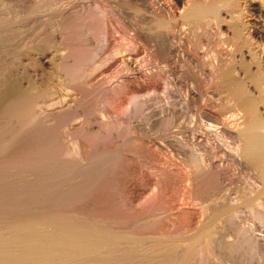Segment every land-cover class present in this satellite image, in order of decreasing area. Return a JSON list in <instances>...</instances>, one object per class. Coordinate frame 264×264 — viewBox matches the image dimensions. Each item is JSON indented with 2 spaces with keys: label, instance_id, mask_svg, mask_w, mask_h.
Returning <instances> with one entry per match:
<instances>
[{
  "label": "rangeland",
  "instance_id": "obj_1",
  "mask_svg": "<svg viewBox=\"0 0 264 264\" xmlns=\"http://www.w3.org/2000/svg\"><path fill=\"white\" fill-rule=\"evenodd\" d=\"M157 2L172 12L179 6L176 0H0V254L19 255L16 239L33 236L25 252L33 255L48 248L54 232L56 238L74 231L90 236L81 234L87 243L111 241L41 264H144L149 243L173 242L177 258L188 213L173 211L183 201L179 182L190 164L172 142L219 116L221 93L208 75L227 65L238 79L249 62L263 70L264 0H218L209 24L180 30L168 22L155 28L154 18H166ZM124 82L144 88L131 97ZM233 178L232 192L240 187ZM215 182L210 188L218 195ZM245 216L237 223L251 222L252 236L264 237V219ZM234 231V223L224 224L214 245L180 264H264V251L235 242Z\"/></svg>",
  "mask_w": 264,
  "mask_h": 264
},
{
  "label": "bare ground",
  "instance_id": "obj_2",
  "mask_svg": "<svg viewBox=\"0 0 264 264\" xmlns=\"http://www.w3.org/2000/svg\"><path fill=\"white\" fill-rule=\"evenodd\" d=\"M176 1L179 3L177 4L179 6L177 8H174L173 12L169 10L168 6H165L163 3L160 4L157 2L158 8H161L165 11L164 15L166 16V18H164V21L159 18H154L153 24L155 25V28H161V29L163 28L164 30L166 27L168 28V26L166 25L168 22V24L170 23V25L173 28L176 27L178 30H180L181 27L186 25L187 23L190 26L192 25L197 26L201 23L207 25L209 24L208 22L212 21L216 17L215 6L218 0H206V1L192 0L190 3L189 1H187L189 4L184 3L186 0L185 1L176 0ZM143 5L144 8L147 6L144 3ZM101 35H102L101 37L104 39L105 37L104 33ZM177 54L178 53H176V55ZM174 56L175 55H173V57ZM175 60L176 58H173L174 63L176 62ZM256 65L257 64L250 65L249 62V66L247 67L248 69L245 68L246 69L244 71L245 73L244 74L241 73L242 76H240L238 79L232 76L231 74L232 71L230 72L231 67L227 65H222L221 67L219 66L220 68L218 71L214 69L215 71H217L215 75L213 73H212L213 75L211 76L208 75L207 79H209V77L212 78L213 76V82L215 88L214 90H216L218 94L221 93V98L220 100L216 101L217 107L215 108V109L218 108L217 112L219 113V116L211 117V120L209 119L210 120L209 122L197 123L196 126L194 125L195 127L191 129L189 133H187L188 135L186 136V138H183L182 136V138L181 137L178 139L176 138L175 142L174 141L172 142V144L174 143V146L179 151L178 153L180 154V156L182 158H186L187 162L190 164V170H189L190 172L189 173L186 172L187 174L186 175L184 174V176H182L183 178L179 182L180 183L179 197L181 200H183L181 202L183 204L179 202L180 203L179 206L175 207L173 211L174 214L184 213V212H186L185 214L188 213L187 214L188 222L186 224L187 225L186 229L188 232L187 231L185 232L187 233V235L181 236L178 239V244L175 245L179 249L178 253L175 251L177 254L176 259H175V253L173 257L174 259H172L171 257L172 256L171 253L173 252L172 249L174 247L172 241L170 247L167 245L169 248L168 247L164 248V246H153L152 244L150 245L149 243V247L147 246L148 248L144 251L141 257L144 264H180L181 262H183V260H188L190 257L193 259L192 256H195L200 248L214 245L216 240L214 239L215 237H213V235L216 236L218 230L224 224H229V222L234 223V227H235L234 232H236L235 234H237L234 235L237 236L235 237V239L237 238L236 240L232 238L231 245H233L234 240L235 242L241 241L242 243L246 242L247 245L250 246L252 249L254 248L259 251H264V237L260 236L261 238H256L252 236L251 228H250V226H252L251 222L249 224L250 226L247 225L246 227L245 226L242 227L241 226L242 224L240 225L236 221L238 218H241V216H245L248 214H250L251 216L252 213L258 218V220H260L261 218L264 219V68L262 70L258 67V65L257 66ZM202 71H200V73ZM208 71L209 70L207 69V72ZM124 87H125L124 89L126 90L125 92L130 94L131 97H135L138 94V92H140L144 88L143 86H135L128 82L124 84ZM214 90H212V92ZM223 116L228 117L229 120L228 124L223 121L222 118ZM225 121H227V119ZM162 164L163 163L161 162L158 164V166L160 165L162 166ZM233 173L236 174L234 178L232 177ZM232 178L234 179V181L240 184V187L238 188H236L237 187L236 184L235 186L233 185L234 186L233 192H232V188H230L231 187L230 179ZM156 181L157 180L155 179V182ZM215 181H218L217 183H219L220 187L219 186L217 187H219L222 190V192H220L219 190L216 191L217 193L219 191V194L221 193L220 195L214 194V188H210L211 187L210 185H212ZM150 209H152V206ZM262 223L263 221L261 222V224ZM153 227L154 226L152 224L151 230L153 229ZM80 229L78 231H80ZM82 230L85 229L83 228L81 229V231ZM76 231L77 230H75V232ZM71 232H73V234L75 235H71L70 233V236L60 235L58 237L56 236V238H53L54 235L57 234V233L54 234L55 233L54 232L53 235L51 234L52 237H50L53 240L48 238L50 239L48 240V242L50 241L49 243L47 242V239L45 240L46 243H48L46 244L48 245L47 246L48 248L47 249L45 248L44 250H42L43 249L42 248L40 249L41 250L40 252L39 250H37L38 253L34 252L33 255H27L25 253L28 251L29 248L34 246V242L31 241V239L34 240L33 236L32 238L28 236V239L25 238L24 241L22 240V242L15 238L18 244L15 245L19 247V249H17V251L19 250L18 253L20 252L19 255L10 256L8 252L4 251L7 254L6 253L0 254V264H13L16 262L18 263V261H22L24 258L30 263L32 262V263L41 264V262H45L46 259L49 257H52L53 259L54 255L64 259H68L70 257L72 258L76 256L75 254L73 256V252L77 247L78 248L80 247L84 250H88V249H93V247L96 246L97 243L101 244V242L105 240L107 241V243L111 241V240L109 241L110 238L108 239L107 237H105V240L103 241L101 240L100 242L99 240L100 237L97 236L99 233H101V231H99V233L96 235L99 238V239L97 238L99 242H97L96 239L97 243L95 244V240L93 241L92 240L93 238L91 237L92 240L91 243L94 242L93 243L94 246H93V244L89 242L87 243L82 241L83 240L82 235L85 238L87 237V235L86 236L84 235V232L83 234L81 233L82 235L79 234L80 232L79 233L77 232V234L74 233V231ZM85 234H88V232ZM29 237L31 239H29ZM47 237L45 236L44 238ZM89 237L90 236H88V238ZM93 237L95 238V236ZM111 237L113 238V236ZM88 238L86 239L89 240ZM114 238L113 240H115L116 242L118 238L117 239ZM38 239L39 240L37 239L36 240L40 241V239L42 240L43 238H38ZM101 239H104V234L103 236H101ZM42 242L44 243V239L42 240ZM113 243H110V245H113ZM103 244L102 246H104ZM105 245L108 246L109 244L108 245L105 244ZM215 246L217 245L215 244ZM78 248L77 250L81 251ZM84 250L83 252L85 253ZM109 251H107V253L104 255L105 257L107 255H110L108 253ZM92 252L94 254V250ZM81 253H77V256L79 254L81 255ZM96 256L98 257V255ZM120 256L122 255L120 254ZM97 257L94 259H98ZM63 261L64 260H62V262ZM122 262L123 261H121V263ZM121 263L119 262V264Z\"/></svg>",
  "mask_w": 264,
  "mask_h": 264
}]
</instances>
